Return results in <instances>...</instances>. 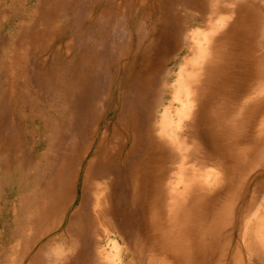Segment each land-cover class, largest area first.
<instances>
[{
	"label": "rangeland",
	"instance_id": "obj_1",
	"mask_svg": "<svg viewBox=\"0 0 264 264\" xmlns=\"http://www.w3.org/2000/svg\"><path fill=\"white\" fill-rule=\"evenodd\" d=\"M0 264H264V0H0Z\"/></svg>",
	"mask_w": 264,
	"mask_h": 264
},
{
	"label": "bare ground",
	"instance_id": "obj_2",
	"mask_svg": "<svg viewBox=\"0 0 264 264\" xmlns=\"http://www.w3.org/2000/svg\"><path fill=\"white\" fill-rule=\"evenodd\" d=\"M97 47H98V46H97ZM97 47H96L95 49H97ZM176 85H177V84H176ZM176 87H177V86H176ZM161 108H162V107H161ZM162 110H163V109H162ZM167 111H168V110H167ZM164 115H165L166 118H168V112H165ZM110 236H111V235H110ZM110 236H109V237H110ZM114 238H115V237H114ZM112 248H113V247H112ZM120 250H121V249H120ZM113 253H114V252H113ZM118 262H119V261H118Z\"/></svg>",
	"mask_w": 264,
	"mask_h": 264
}]
</instances>
